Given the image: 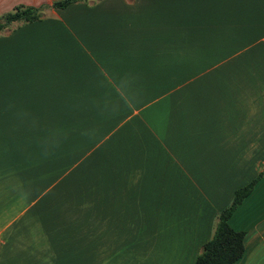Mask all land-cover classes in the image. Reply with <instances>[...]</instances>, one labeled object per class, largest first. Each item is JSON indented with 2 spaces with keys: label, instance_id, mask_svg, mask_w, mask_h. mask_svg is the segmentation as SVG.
I'll use <instances>...</instances> for the list:
<instances>
[{
  "label": "crops",
  "instance_id": "obj_1",
  "mask_svg": "<svg viewBox=\"0 0 264 264\" xmlns=\"http://www.w3.org/2000/svg\"><path fill=\"white\" fill-rule=\"evenodd\" d=\"M0 0V264H194L264 172V0ZM264 264V177L229 219Z\"/></svg>",
  "mask_w": 264,
  "mask_h": 264
},
{
  "label": "trees",
  "instance_id": "obj_2",
  "mask_svg": "<svg viewBox=\"0 0 264 264\" xmlns=\"http://www.w3.org/2000/svg\"><path fill=\"white\" fill-rule=\"evenodd\" d=\"M89 0H62L53 3L55 9H63L76 2ZM45 7L17 6L11 12L0 16V34L10 30L14 25L28 24L40 20ZM264 177V172L259 173L252 181L234 191L230 204L218 212L211 238L203 245L201 253L194 264H233L243 256L244 233L233 230L229 219L250 194L255 183Z\"/></svg>",
  "mask_w": 264,
  "mask_h": 264
}]
</instances>
